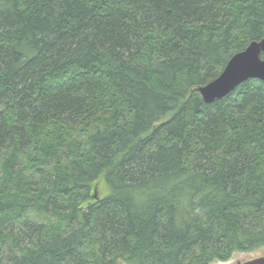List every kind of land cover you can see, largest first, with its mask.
I'll list each match as a JSON object with an SVG mask.
<instances>
[{
    "label": "trees",
    "instance_id": "obj_1",
    "mask_svg": "<svg viewBox=\"0 0 264 264\" xmlns=\"http://www.w3.org/2000/svg\"><path fill=\"white\" fill-rule=\"evenodd\" d=\"M263 37L264 0H0V264L264 247V81L199 92Z\"/></svg>",
    "mask_w": 264,
    "mask_h": 264
},
{
    "label": "water",
    "instance_id": "obj_2",
    "mask_svg": "<svg viewBox=\"0 0 264 264\" xmlns=\"http://www.w3.org/2000/svg\"><path fill=\"white\" fill-rule=\"evenodd\" d=\"M253 78L264 81V37L252 41L244 50L233 54L223 71L215 79L201 85L199 92L206 103H212ZM214 264H264V253L248 258L240 257L236 261H217Z\"/></svg>",
    "mask_w": 264,
    "mask_h": 264
},
{
    "label": "rangeland",
    "instance_id": "obj_3",
    "mask_svg": "<svg viewBox=\"0 0 264 264\" xmlns=\"http://www.w3.org/2000/svg\"><path fill=\"white\" fill-rule=\"evenodd\" d=\"M91 189H92L93 195L97 194L99 197L100 196L103 197V196L107 195V193L109 192L108 185L106 184L105 179L103 177L94 181L91 185ZM33 219H35L37 221H41V218L38 219V218H36V216H34ZM262 253H264V247H261V248L257 249L256 251H253V252H241V251H239V252H236L235 254H233V256L229 260L236 261L240 257L248 258V257L260 255ZM214 263H212V264H214ZM119 264H131V263L120 262Z\"/></svg>",
    "mask_w": 264,
    "mask_h": 264
}]
</instances>
